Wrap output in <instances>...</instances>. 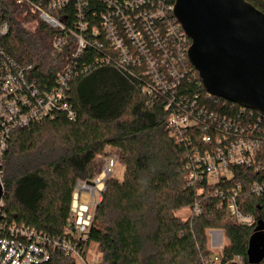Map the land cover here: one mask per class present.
I'll return each instance as SVG.
<instances>
[{"label":"trees","instance_id":"16d2710c","mask_svg":"<svg viewBox=\"0 0 264 264\" xmlns=\"http://www.w3.org/2000/svg\"><path fill=\"white\" fill-rule=\"evenodd\" d=\"M27 1L0 0V25L10 26L2 48L20 66L32 67L39 87L53 90L58 75L74 60L77 41L43 21L30 4L45 6L47 0ZM167 1L175 6L174 0ZM245 1L264 14V0ZM90 8L98 9L99 2L92 1ZM53 16L71 28L78 21L73 4ZM60 39L65 41L56 48ZM99 55L87 48L75 61L77 71L71 73L66 100L73 119L58 111L51 120L13 131L0 168V220L51 238L63 237L78 183L95 178L96 159L112 147L122 153L123 175L120 179L113 174L106 183L89 239L81 246L84 260L95 244L102 264H264V255L253 261L250 254L256 230L264 225V192L251 193L255 183H264V154L259 157L260 171L231 167L233 178L219 186L206 180L190 182L187 166L193 153L210 147L202 142L203 136L216 134L202 127L176 135L168 125L166 100L143 94L144 70L132 66V75L123 73L113 65L97 64ZM190 65L196 77L183 84L179 95H198L209 113L264 127L259 112L210 95ZM85 67L90 69L84 71ZM237 185L242 188L241 211L255 218L252 226L229 219L212 195L217 188ZM196 205L200 215L194 213ZM185 210L190 212L187 219L179 216ZM211 231L223 232L228 243L218 263L209 248ZM45 264L77 261L55 250Z\"/></svg>","mask_w":264,"mask_h":264},{"label":"built area","instance_id":"2783aa9c","mask_svg":"<svg viewBox=\"0 0 264 264\" xmlns=\"http://www.w3.org/2000/svg\"><path fill=\"white\" fill-rule=\"evenodd\" d=\"M24 1L27 0H19ZM92 1L99 2L98 9L90 8ZM30 4L40 11L43 21L75 38L77 49L73 62L58 75V86L53 90L42 88L33 78L32 67L20 66L3 50L2 43L10 33V26L8 23L0 25V168L13 131L51 120L58 111L73 119L74 112L66 102L68 82L71 73L77 71L75 61L87 48H92L101 54L96 58L97 64L113 65L130 75L132 66L144 70L147 80L143 94L154 100H166L165 109L170 112L168 125L176 135L202 127L216 134L215 137L203 136L202 142L210 147L193 153V160L187 166L190 182L206 180L210 185L219 186L223 180L233 178L231 167L260 171L264 127L209 113L198 102V95L194 99L179 95L183 84H190L196 77L189 58L192 40L175 17V6L167 0H47L45 6ZM71 4L78 15L74 28L53 16ZM64 41L58 40L55 47L59 48ZM89 69L85 67L84 71ZM118 161L116 157H107L92 181L78 183L63 237L51 238L0 220V264H45L55 250L84 260L81 246L89 239L106 183L113 176ZM241 191V185H237L231 189L217 188L212 195L219 200L220 208L226 209L229 219L252 226L255 218L244 214L239 206ZM263 192L264 183H255L251 189L255 195ZM84 194L87 195L85 201ZM3 199L0 210L4 206ZM194 213H202L199 205ZM214 261H220V254L214 255Z\"/></svg>","mask_w":264,"mask_h":264},{"label":"water","instance_id":"95a60500","mask_svg":"<svg viewBox=\"0 0 264 264\" xmlns=\"http://www.w3.org/2000/svg\"><path fill=\"white\" fill-rule=\"evenodd\" d=\"M174 1L175 17L192 40L189 58L207 92L264 116V14L245 0ZM263 231L260 224L252 239L253 261L264 255Z\"/></svg>","mask_w":264,"mask_h":264},{"label":"rangeland","instance_id":"374dc122","mask_svg":"<svg viewBox=\"0 0 264 264\" xmlns=\"http://www.w3.org/2000/svg\"><path fill=\"white\" fill-rule=\"evenodd\" d=\"M104 164H105L104 159L98 160L97 166H96L97 173L101 171ZM115 171L113 174L116 175L117 178L121 179L123 175V167H122V163H120L119 161L116 165ZM85 200H87L86 194L83 195V201ZM179 216L183 219H187L190 216V212L188 210H185L182 213H180ZM209 237H210V243H209L210 251L214 255L220 254L223 248L225 247V245L228 244L224 233L220 231H211L209 233ZM76 261H77V264H102V256L100 255L97 246L95 244H92L85 260L77 259Z\"/></svg>","mask_w":264,"mask_h":264},{"label":"crops","instance_id":"0c3cea01","mask_svg":"<svg viewBox=\"0 0 264 264\" xmlns=\"http://www.w3.org/2000/svg\"><path fill=\"white\" fill-rule=\"evenodd\" d=\"M107 157H116V158H118V160H119V162L121 163V159H122V153L119 151V150H117V149H114V148H112V147H107L106 148V150H105V153H104V155H102V156H99L97 159H96V161H95V169H96V166H97V162H98V160L100 159V160H105ZM116 172V171H115ZM98 174V173H97ZM96 174V175H97Z\"/></svg>","mask_w":264,"mask_h":264}]
</instances>
